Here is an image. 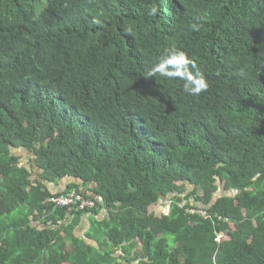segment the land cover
<instances>
[{
	"label": "trees",
	"instance_id": "1",
	"mask_svg": "<svg viewBox=\"0 0 264 264\" xmlns=\"http://www.w3.org/2000/svg\"><path fill=\"white\" fill-rule=\"evenodd\" d=\"M0 264H264V0H0Z\"/></svg>",
	"mask_w": 264,
	"mask_h": 264
},
{
	"label": "clouds",
	"instance_id": "2",
	"mask_svg": "<svg viewBox=\"0 0 264 264\" xmlns=\"http://www.w3.org/2000/svg\"><path fill=\"white\" fill-rule=\"evenodd\" d=\"M157 12L158 7L153 6L148 14L155 15ZM191 27L194 31L200 30L199 25L193 24ZM148 75L179 80L182 82L183 92L193 96H198L209 88L207 77L197 61L175 45L164 51L158 61L153 64Z\"/></svg>",
	"mask_w": 264,
	"mask_h": 264
},
{
	"label": "built area",
	"instance_id": "3",
	"mask_svg": "<svg viewBox=\"0 0 264 264\" xmlns=\"http://www.w3.org/2000/svg\"><path fill=\"white\" fill-rule=\"evenodd\" d=\"M48 206L53 209L57 208H67L69 211L79 212V211H86V210H93L96 209L99 205L104 204V200L101 196L96 195L94 197L88 198L85 194L80 193L76 190L68 193V194H61V195H52L45 201ZM192 213H200L203 216L206 215V212L201 210H191ZM224 237L223 233H219L217 236V241Z\"/></svg>",
	"mask_w": 264,
	"mask_h": 264
},
{
	"label": "rangeland",
	"instance_id": "4",
	"mask_svg": "<svg viewBox=\"0 0 264 264\" xmlns=\"http://www.w3.org/2000/svg\"><path fill=\"white\" fill-rule=\"evenodd\" d=\"M21 152H18V154H20ZM189 188H191L189 186ZM158 207H162V211L164 213H167L169 211V207H170V200H167L166 198L163 199L160 203ZM102 214H105V211L102 212ZM84 220V219H83ZM88 222V221H87ZM87 222L85 224H87ZM85 224H80V226H78L77 229H79V231L81 232L80 234L84 235V232L86 233L87 231H89V228L85 225ZM223 238V237H222Z\"/></svg>",
	"mask_w": 264,
	"mask_h": 264
},
{
	"label": "crops",
	"instance_id": "5",
	"mask_svg": "<svg viewBox=\"0 0 264 264\" xmlns=\"http://www.w3.org/2000/svg\"><path fill=\"white\" fill-rule=\"evenodd\" d=\"M67 183H68V179H67V180H63V181L60 183L59 186L53 187V190H54V191H60V190H62V189H65ZM156 209H157V207H156ZM87 221H88V220H87ZM87 221H85L83 224H85ZM85 225L89 228V223H88V222H87V224H85ZM80 233H81V232L79 231V229H76V231H75L76 236H78V237H83V235L80 234ZM84 233H85V232H84Z\"/></svg>",
	"mask_w": 264,
	"mask_h": 264
}]
</instances>
